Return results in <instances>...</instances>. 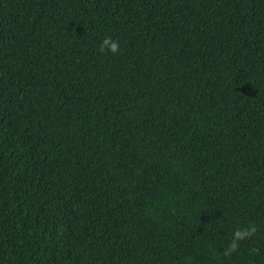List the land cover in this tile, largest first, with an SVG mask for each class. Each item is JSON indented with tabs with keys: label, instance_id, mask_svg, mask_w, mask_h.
I'll return each instance as SVG.
<instances>
[{
	"label": "trees",
	"instance_id": "trees-1",
	"mask_svg": "<svg viewBox=\"0 0 264 264\" xmlns=\"http://www.w3.org/2000/svg\"><path fill=\"white\" fill-rule=\"evenodd\" d=\"M0 264H264V0H0Z\"/></svg>",
	"mask_w": 264,
	"mask_h": 264
},
{
	"label": "clouds",
	"instance_id": "clouds-1",
	"mask_svg": "<svg viewBox=\"0 0 264 264\" xmlns=\"http://www.w3.org/2000/svg\"><path fill=\"white\" fill-rule=\"evenodd\" d=\"M101 50L107 49L111 52H115L117 50L118 44L111 40V38H105L102 42H101ZM237 236L242 235L241 233H237Z\"/></svg>",
	"mask_w": 264,
	"mask_h": 264
}]
</instances>
